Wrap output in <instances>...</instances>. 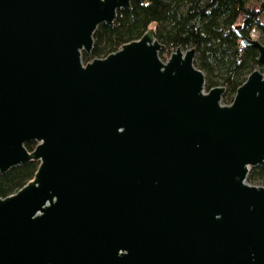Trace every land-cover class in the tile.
Listing matches in <instances>:
<instances>
[{
  "label": "water",
  "instance_id": "95a60500",
  "mask_svg": "<svg viewBox=\"0 0 264 264\" xmlns=\"http://www.w3.org/2000/svg\"><path fill=\"white\" fill-rule=\"evenodd\" d=\"M132 0H0V264H264V45L222 105L195 49L149 30L83 63ZM138 4L143 0H134ZM36 142L33 151L26 143Z\"/></svg>",
  "mask_w": 264,
  "mask_h": 264
},
{
  "label": "trees",
  "instance_id": "16d2710c",
  "mask_svg": "<svg viewBox=\"0 0 264 264\" xmlns=\"http://www.w3.org/2000/svg\"><path fill=\"white\" fill-rule=\"evenodd\" d=\"M237 28L249 39L256 31V40L264 45V0H143L140 4L132 0L131 10L119 11L113 26H98L92 51L83 53L82 60L105 58L153 30L162 45L161 58L177 48L195 49L194 66L205 76V91L222 86L226 89L222 101L231 104L248 75L262 71L258 51L241 44ZM35 146L36 142L25 144L30 152ZM37 168L38 163L31 162L0 176V198L31 181ZM247 182L264 186V163L251 168Z\"/></svg>",
  "mask_w": 264,
  "mask_h": 264
},
{
  "label": "rangeland",
  "instance_id": "374dc122",
  "mask_svg": "<svg viewBox=\"0 0 264 264\" xmlns=\"http://www.w3.org/2000/svg\"><path fill=\"white\" fill-rule=\"evenodd\" d=\"M160 52H161V50L159 51V53H160ZM169 57H170V55H169L168 52L163 53V58H161V57L159 56V58H160L163 62H165ZM259 71H260V70H259ZM221 104H222V105H230V104H225L222 100H221ZM251 185L261 186V185H256V184H251Z\"/></svg>",
  "mask_w": 264,
  "mask_h": 264
},
{
  "label": "built area",
  "instance_id": "2783aa9c",
  "mask_svg": "<svg viewBox=\"0 0 264 264\" xmlns=\"http://www.w3.org/2000/svg\"><path fill=\"white\" fill-rule=\"evenodd\" d=\"M258 36V33L256 31L251 32L250 34V39L252 40H256Z\"/></svg>",
  "mask_w": 264,
  "mask_h": 264
},
{
  "label": "flooded vegetation",
  "instance_id": "af4514ba",
  "mask_svg": "<svg viewBox=\"0 0 264 264\" xmlns=\"http://www.w3.org/2000/svg\"><path fill=\"white\" fill-rule=\"evenodd\" d=\"M92 61V60H91ZM91 61H89V62H91ZM88 63V62H87ZM84 64H86V63H84Z\"/></svg>",
  "mask_w": 264,
  "mask_h": 264
}]
</instances>
